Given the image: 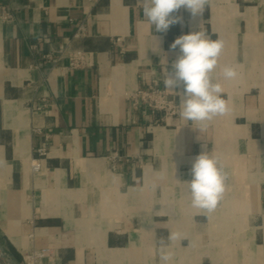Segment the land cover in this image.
<instances>
[{"label":"crops","instance_id":"obj_1","mask_svg":"<svg viewBox=\"0 0 264 264\" xmlns=\"http://www.w3.org/2000/svg\"><path fill=\"white\" fill-rule=\"evenodd\" d=\"M176 14L183 24L157 33L138 0H0V252L11 264L34 250L42 264H159L173 231L187 238L171 244L172 264H264V0ZM200 28L225 43L215 76L231 108L202 132L130 99L164 88L170 45ZM76 49L85 63L71 68ZM202 144L230 174L212 213L190 206L183 183Z\"/></svg>","mask_w":264,"mask_h":264},{"label":"clouds","instance_id":"obj_2","mask_svg":"<svg viewBox=\"0 0 264 264\" xmlns=\"http://www.w3.org/2000/svg\"><path fill=\"white\" fill-rule=\"evenodd\" d=\"M209 2L210 0H138L151 32L154 27L157 33H167L171 26L183 24V17L176 14L181 8L188 11L192 18H196L203 14ZM224 47L222 39H212L201 28L177 37L170 45V49H178V53L171 64V71L166 70L164 88L179 97V118L192 122L200 132L206 130L215 118L231 111L226 90L215 76ZM153 50L159 51L158 46ZM221 75L224 80L234 81L239 72L232 65H224ZM201 148L200 154L191 162V179L183 183L190 198V206L204 213H212L224 197L230 174L220 154L207 151L206 144H202ZM155 187L153 185L154 189ZM186 238L179 231L160 237L157 249L159 264H172L174 252L171 244Z\"/></svg>","mask_w":264,"mask_h":264},{"label":"built area","instance_id":"obj_3","mask_svg":"<svg viewBox=\"0 0 264 264\" xmlns=\"http://www.w3.org/2000/svg\"><path fill=\"white\" fill-rule=\"evenodd\" d=\"M3 17L6 20L12 18V14L9 10L3 8ZM85 32V27L81 24L75 33V37H80ZM67 47H62L57 53L54 62L60 61L67 51ZM50 56V55H49ZM67 58L69 61V67L78 68L85 63V52L81 49H76L68 52ZM131 102L135 108L145 105L151 109L154 113L162 114L161 119L171 118L178 114L179 105L175 98L163 88L158 80L153 81L151 85L147 88H137L130 95ZM37 109H41V106H37ZM40 155H47V150L45 147L38 149ZM41 169V164L35 162L33 164V170L39 171ZM45 256L44 250H34L26 258L25 264H42V259Z\"/></svg>","mask_w":264,"mask_h":264},{"label":"rangeland","instance_id":"obj_4","mask_svg":"<svg viewBox=\"0 0 264 264\" xmlns=\"http://www.w3.org/2000/svg\"><path fill=\"white\" fill-rule=\"evenodd\" d=\"M0 262L2 264H11L8 258L6 256H3L1 252H0Z\"/></svg>","mask_w":264,"mask_h":264},{"label":"water","instance_id":"obj_5","mask_svg":"<svg viewBox=\"0 0 264 264\" xmlns=\"http://www.w3.org/2000/svg\"><path fill=\"white\" fill-rule=\"evenodd\" d=\"M0 264H2V263L0 262Z\"/></svg>","mask_w":264,"mask_h":264}]
</instances>
